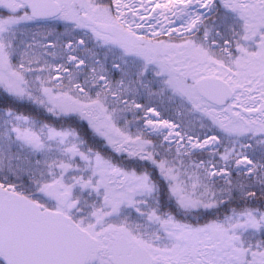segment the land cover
Returning a JSON list of instances; mask_svg holds the SVG:
<instances>
[{
  "label": "snow or ice",
  "instance_id": "6c2138e0",
  "mask_svg": "<svg viewBox=\"0 0 264 264\" xmlns=\"http://www.w3.org/2000/svg\"><path fill=\"white\" fill-rule=\"evenodd\" d=\"M0 264H264V0H0Z\"/></svg>",
  "mask_w": 264,
  "mask_h": 264
}]
</instances>
